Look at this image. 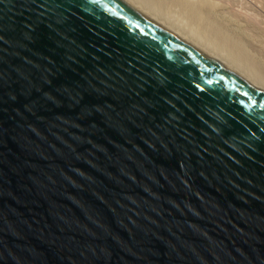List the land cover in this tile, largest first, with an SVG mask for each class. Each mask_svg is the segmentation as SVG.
I'll use <instances>...</instances> for the list:
<instances>
[{"label":"water","instance_id":"water-1","mask_svg":"<svg viewBox=\"0 0 264 264\" xmlns=\"http://www.w3.org/2000/svg\"><path fill=\"white\" fill-rule=\"evenodd\" d=\"M0 264H264V93L122 0H0Z\"/></svg>","mask_w":264,"mask_h":264},{"label":"bare ground","instance_id":"bare-ground-1","mask_svg":"<svg viewBox=\"0 0 264 264\" xmlns=\"http://www.w3.org/2000/svg\"><path fill=\"white\" fill-rule=\"evenodd\" d=\"M122 1L264 93V73H259L252 63H248L244 41L240 36H234L238 32L225 30L222 26L217 28L215 22L208 19V15L222 7L223 3L213 0H180L173 16V13L159 6H149L146 0Z\"/></svg>","mask_w":264,"mask_h":264},{"label":"rangeland","instance_id":"rangeland-1","mask_svg":"<svg viewBox=\"0 0 264 264\" xmlns=\"http://www.w3.org/2000/svg\"><path fill=\"white\" fill-rule=\"evenodd\" d=\"M151 7L173 13L177 11L180 0H146ZM222 4L208 15L215 27L238 32L234 35L244 41L248 63L257 71L264 73V0H213ZM183 9H181L182 11ZM243 32V34H242ZM240 36V37H239ZM252 56L251 58L249 56Z\"/></svg>","mask_w":264,"mask_h":264}]
</instances>
